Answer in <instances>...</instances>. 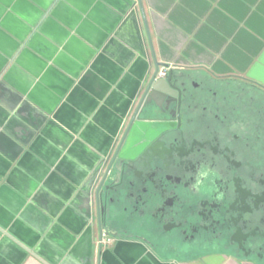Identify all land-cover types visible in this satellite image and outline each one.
<instances>
[{"label": "crops", "instance_id": "1", "mask_svg": "<svg viewBox=\"0 0 264 264\" xmlns=\"http://www.w3.org/2000/svg\"><path fill=\"white\" fill-rule=\"evenodd\" d=\"M157 67L264 94V0H0V264H246L99 246L100 178Z\"/></svg>", "mask_w": 264, "mask_h": 264}, {"label": "flooded vegetation", "instance_id": "2", "mask_svg": "<svg viewBox=\"0 0 264 264\" xmlns=\"http://www.w3.org/2000/svg\"><path fill=\"white\" fill-rule=\"evenodd\" d=\"M169 69L177 90L143 95L135 112L146 122L141 137L100 178V231L143 240L182 263L264 264V174L255 175L264 173V94L241 79ZM135 129L133 122L118 154ZM199 162L220 169L222 202L188 191L193 181L183 176Z\"/></svg>", "mask_w": 264, "mask_h": 264}, {"label": "clouds", "instance_id": "3", "mask_svg": "<svg viewBox=\"0 0 264 264\" xmlns=\"http://www.w3.org/2000/svg\"><path fill=\"white\" fill-rule=\"evenodd\" d=\"M126 151V155H127ZM135 154V153H134ZM196 164L195 172L187 173L183 176L185 182L193 181L188 188L192 196L199 197L205 200L215 202H222L224 200V193L220 190L221 185L218 182L223 181L224 177L219 168L214 167L211 163L199 162ZM250 171L249 173H252ZM259 171L255 172L256 176H260ZM246 183H255L247 176Z\"/></svg>", "mask_w": 264, "mask_h": 264}, {"label": "water", "instance_id": "4", "mask_svg": "<svg viewBox=\"0 0 264 264\" xmlns=\"http://www.w3.org/2000/svg\"><path fill=\"white\" fill-rule=\"evenodd\" d=\"M169 69V67H164ZM160 67H157L155 73L151 77L148 86L146 88L145 96H150L153 94L168 95L172 90H177L175 87V76L171 69L165 75L160 74Z\"/></svg>", "mask_w": 264, "mask_h": 264}, {"label": "built area", "instance_id": "5", "mask_svg": "<svg viewBox=\"0 0 264 264\" xmlns=\"http://www.w3.org/2000/svg\"><path fill=\"white\" fill-rule=\"evenodd\" d=\"M167 69L162 68V71H160V74L165 75ZM114 239L109 236L105 231L100 233V241H99V246L102 248L103 246H108L112 244Z\"/></svg>", "mask_w": 264, "mask_h": 264}, {"label": "rangeland", "instance_id": "6", "mask_svg": "<svg viewBox=\"0 0 264 264\" xmlns=\"http://www.w3.org/2000/svg\"><path fill=\"white\" fill-rule=\"evenodd\" d=\"M135 127H136V129H135L131 134H133V135L136 134L137 136H139L140 133H141V132H140V129H141V130L143 129V125L140 126V125L138 124V125H135ZM141 127H142V128H141ZM131 144H132V143H131ZM126 151H128V154H129L130 151H131V148H130V147L126 148V149H125V152H126ZM128 154H127V155H128Z\"/></svg>", "mask_w": 264, "mask_h": 264}]
</instances>
